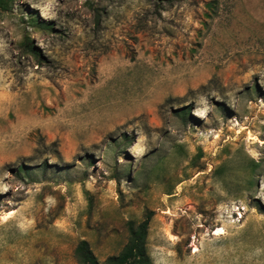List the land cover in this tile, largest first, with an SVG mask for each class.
Listing matches in <instances>:
<instances>
[{"label":"rangeland","instance_id":"rangeland-1","mask_svg":"<svg viewBox=\"0 0 264 264\" xmlns=\"http://www.w3.org/2000/svg\"><path fill=\"white\" fill-rule=\"evenodd\" d=\"M257 205L264 0H0V264L150 212L151 264H264Z\"/></svg>","mask_w":264,"mask_h":264},{"label":"trees","instance_id":"trees-1","mask_svg":"<svg viewBox=\"0 0 264 264\" xmlns=\"http://www.w3.org/2000/svg\"><path fill=\"white\" fill-rule=\"evenodd\" d=\"M257 209L264 214V207L257 205ZM153 213H148L141 224L128 223L129 240L123 251L116 257H111L106 264H151L147 252V238ZM78 264H101L87 241H81L76 249Z\"/></svg>","mask_w":264,"mask_h":264},{"label":"bare ground","instance_id":"bare-ground-1","mask_svg":"<svg viewBox=\"0 0 264 264\" xmlns=\"http://www.w3.org/2000/svg\"><path fill=\"white\" fill-rule=\"evenodd\" d=\"M222 231V230H221ZM220 233V232H219ZM223 233V232H222ZM219 235V234H218Z\"/></svg>","mask_w":264,"mask_h":264}]
</instances>
